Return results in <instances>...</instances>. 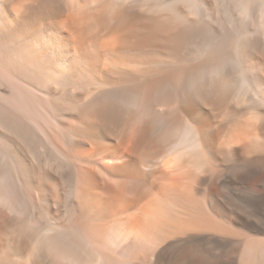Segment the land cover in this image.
<instances>
[{
  "label": "bare ground",
  "instance_id": "6f19581e",
  "mask_svg": "<svg viewBox=\"0 0 264 264\" xmlns=\"http://www.w3.org/2000/svg\"><path fill=\"white\" fill-rule=\"evenodd\" d=\"M264 264V0H0V264Z\"/></svg>",
  "mask_w": 264,
  "mask_h": 264
},
{
  "label": "rangeland",
  "instance_id": "374dc122",
  "mask_svg": "<svg viewBox=\"0 0 264 264\" xmlns=\"http://www.w3.org/2000/svg\"><path fill=\"white\" fill-rule=\"evenodd\" d=\"M207 258L208 257H205L204 259L195 258V260H193V262H191V263H185V264H201V263H206V261L208 260ZM182 261H183L182 259L176 258L175 260H173L171 262V264H184Z\"/></svg>",
  "mask_w": 264,
  "mask_h": 264
}]
</instances>
